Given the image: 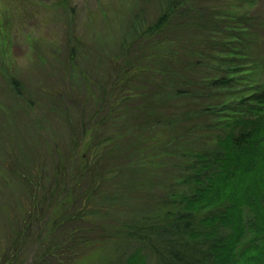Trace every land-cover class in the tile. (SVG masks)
<instances>
[{
    "label": "trees",
    "instance_id": "16d2710c",
    "mask_svg": "<svg viewBox=\"0 0 264 264\" xmlns=\"http://www.w3.org/2000/svg\"><path fill=\"white\" fill-rule=\"evenodd\" d=\"M154 4L153 14L131 15L118 47L95 53L92 78L78 69L83 84L71 73L79 49L69 52L63 86L51 92L69 140L60 135L65 149L40 182L49 180L53 209H66L83 188L81 208L64 228L54 226L59 236L48 247L32 239L26 218L10 243L0 239L5 264L24 261L27 240L40 247L35 264H65L62 251L90 242L69 233V222L88 224L80 231L90 234L110 220L103 231L142 242L163 264H264V86L243 27L252 0ZM234 98L253 105L256 118L200 124L233 108ZM67 102L78 111L75 123ZM24 214L31 219L30 210Z\"/></svg>",
    "mask_w": 264,
    "mask_h": 264
},
{
    "label": "rangeland",
    "instance_id": "374dc122",
    "mask_svg": "<svg viewBox=\"0 0 264 264\" xmlns=\"http://www.w3.org/2000/svg\"><path fill=\"white\" fill-rule=\"evenodd\" d=\"M252 3L253 9L243 27L251 33L247 42L253 46L257 79L264 86V0H252ZM154 8V0H0V239L10 243L18 226L28 218L37 234H32V239L38 236L47 247L54 245L52 242L59 236L53 233L54 226L61 230L81 208L78 205L81 199L77 196L84 193L83 188H78L76 201L67 202L66 209L60 206L53 209L51 205L56 206V201L46 193L49 180L45 185L40 182L44 171L47 176L50 174L52 162L65 149L60 135H65V141L69 140L65 118L55 115L60 112L52 109L51 92L58 93L63 86V72L70 51L79 49L74 61L77 68L72 61L71 73L77 85L83 84L78 69L92 78L95 53L118 47L131 15L141 10L153 14ZM245 63L240 66L244 72L248 70ZM237 89L238 96L243 97L242 89ZM243 98H234V107L224 108L220 115L203 116L200 124L205 125L213 118L221 120V124L237 118L255 119L256 111L249 109L254 106L242 105ZM71 104L63 103L70 108ZM77 112L75 107L71 113L66 112L70 123H75L71 119L77 117ZM242 127L240 123L236 133L244 130ZM219 132L225 135L229 130L223 125ZM40 167L42 173L38 171ZM28 181L36 185L30 187ZM81 203L85 207L86 202ZM34 204L36 208L31 210ZM27 209L31 211V219L22 215ZM53 217L59 219L53 221ZM60 220H64V225L59 228ZM112 222L97 224L90 234L88 230L80 231L81 227L88 228V224L76 226L69 222V233L86 237L90 242L84 245L77 241L67 249L70 255L62 251L70 257L63 263L128 264L136 261L137 264H163L142 242L118 239L108 235V229L103 231V225L109 226ZM27 241L22 253L26 257L18 264H35L40 247ZM75 255L78 256L73 259ZM7 260L0 258V264Z\"/></svg>",
    "mask_w": 264,
    "mask_h": 264
}]
</instances>
